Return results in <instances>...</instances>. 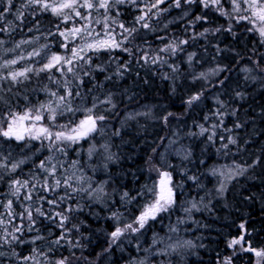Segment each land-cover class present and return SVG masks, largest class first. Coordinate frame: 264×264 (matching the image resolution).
<instances>
[{
    "label": "snow or ice",
    "instance_id": "snow-or-ice-1",
    "mask_svg": "<svg viewBox=\"0 0 264 264\" xmlns=\"http://www.w3.org/2000/svg\"><path fill=\"white\" fill-rule=\"evenodd\" d=\"M162 5L164 7H161ZM129 7L138 14L133 17L130 24L126 25L120 17L123 9ZM197 8L200 9L199 12H195ZM173 9L180 10L179 16L168 20L163 28H168L169 24L182 22L185 33L191 30L188 38H175L155 49L146 40L143 44L136 42L141 29L157 31V25H153L151 21L159 20L161 16ZM48 13L57 19V23L54 24L56 30L49 31L48 35L61 38L59 47L65 50V54L50 52L49 44H43L41 49L29 52L27 58L39 57L41 50H47L45 62L39 67L24 66L19 70L14 69L13 66L25 60L24 55L11 59H3L0 56L2 60L0 62V137L5 141L26 142L23 147L29 151L32 149V141L40 142L32 155L25 154L20 159H13L10 147L5 155L4 146L0 144V182H3L6 176L12 177L13 173L20 170L33 156L41 153L45 148L49 153L34 165V169L27 178L9 179L7 192L0 194L4 197L0 199V264H95L84 255L92 242L90 235L85 234V230L91 233L92 228L83 217L96 218L97 214L92 211L94 205L99 204L108 208L111 204L115 208L116 201L106 190L108 180L93 187L94 182L90 176L84 174V166L79 159L72 160L68 167H65V161L61 159L66 158L70 151L76 152L79 156L80 153L75 146L93 137V134L98 132L103 134L104 122L109 119L107 114L119 115L116 111L118 93L108 90L101 99L99 95H94V90L104 92L106 84L124 80L132 73L134 65L137 68H150L155 65L167 66L170 69V72L163 73L160 79L171 82L170 89L174 94L180 69L175 62L169 63L167 57H175L178 53L184 52L186 50L184 46L188 45L190 40L206 39L208 35H215L221 31L228 33L239 42L242 37L238 35L233 21L236 25L241 23L250 25L244 29V34L255 33L259 37V43L264 46V0H22L19 7L16 6L15 0H0V33L11 35L18 28L23 31L28 23L32 25L27 27L28 32L39 31L41 23L37 17ZM212 13L224 17L228 21V26L226 28L223 25L215 28L204 27L203 31L197 32L198 25L209 23ZM10 14L13 16V21L7 19ZM69 23L71 27L62 28V25ZM93 25L100 26V31H97ZM36 39L38 40L39 37L37 36ZM158 39L165 40L166 37H158ZM31 43L33 40L22 39L16 42L14 47L3 48L5 40L0 38V48L5 55L15 52L22 45ZM222 51H232L240 59L250 60L255 65V69L244 67L242 71L245 73H252L255 70L264 74V67L260 66L261 62H264V53H259L258 58L253 60L252 56L245 57L234 49L216 47L217 56ZM252 51L256 52V49L253 48ZM117 53L126 55L127 59ZM101 54H106L107 59L100 60ZM196 56V52L188 53L186 62L191 65ZM4 69L9 71L5 73ZM53 70L60 74L59 79L51 74ZM230 72L231 69L227 64H218L207 73L193 74V81L202 80L205 83L201 86V90L183 101L185 111L199 106L205 91L212 88H219L222 91L229 79L227 74ZM41 73H49L48 80L56 85V91H52L47 85L43 88L46 94L55 98V102L49 99L47 102L30 105L23 111L17 110L18 105L14 106L12 100L20 93H15L11 98L6 93H12L13 88L24 86L33 75L39 76ZM221 73H225L223 78L209 79V77H220ZM135 75L138 79H142L144 84L148 83L147 78L141 77L140 72H136ZM153 75H155L154 72ZM97 77L102 79L98 80ZM249 79L253 82L259 79L264 83V75H246L245 81ZM86 84L92 85L87 92L83 90ZM5 85L9 86L5 87ZM33 91L36 90L33 89ZM123 94L127 96L129 102L135 95V93L129 94L128 89H125ZM89 96L92 97L91 107H83ZM245 97L244 92H235V98L244 100ZM77 98L80 99L81 106H74ZM23 99L28 101V96H23ZM216 103L218 107L212 115H206L205 123L197 125L199 133H190V135L205 136L207 134L206 139L210 144H215L217 140L222 141L217 151L224 150L227 154L230 145L239 143V134L234 133V130L244 128L247 121L241 122L237 119L232 127H226L225 118L237 116L238 110L229 111L228 105L219 100V92ZM145 107L147 111L127 113L126 120L144 116L148 119H158L167 125L170 118L176 117V114L170 111L156 116L151 107ZM77 112L84 113L83 118L78 122L68 119L65 123H58V117L67 114L75 117ZM212 117L216 118V122L206 127L205 124ZM45 120L47 123H44ZM126 120L122 121V124ZM218 130L228 135L225 137L219 134ZM113 135L119 136L120 131L116 130ZM244 143H248V140ZM100 147L104 149L106 155L99 167L107 171L108 164L118 157L108 151V144H102ZM96 152V146L90 145L87 149L89 161ZM155 152L156 149L153 148V155H149L145 160L146 170L155 171L158 175V179L151 186L143 185L135 196L130 195L128 191L118 193L117 189L112 190L113 194H119L122 205H127L136 201L138 197L143 198L146 195H150L151 200L142 205L139 214L133 215L130 220L120 212L119 208L110 210V215L105 219L112 222V230L110 232L104 230L108 238V247L103 249L102 253H97V260L104 253H110L114 247H120L132 234L142 233L149 226L150 221H156L161 214L169 213L176 205L177 190L182 187V184L174 182L175 169L171 164H165L164 157L161 158V166L156 165ZM184 153L182 159L190 160L192 155L190 147L185 149ZM262 163H264V157L257 156L249 164H235L234 169H229L228 179L243 176L249 169ZM162 168L172 170H162ZM92 170L95 171L96 166H92ZM77 171L81 174L77 175ZM217 171L213 169L212 174L215 175ZM220 174L224 175L223 172ZM188 178L198 179L195 176ZM225 190V185L221 183L218 192L223 193ZM17 206L21 211L16 210ZM192 210H200L195 202L190 208L185 209L188 213ZM239 228L242 231L238 237L225 241L226 247L231 250V255L217 253L216 264H233L234 257L241 252L254 254L255 264H264V248L253 247L251 241L246 239V235L251 234L247 232L245 223H240ZM45 231L47 235L44 234ZM170 231L175 232L176 229L173 228ZM31 233L35 235H28ZM38 241L44 242L46 250L44 247H31L30 252L22 253L23 246L36 245ZM157 242L154 239L153 245ZM197 247H204V245H196L191 240H185L183 243L169 244L156 252H151V246L145 251L150 252L151 255L170 257L171 254H178L180 249ZM61 249H65L68 254L64 255L61 252L59 257L52 259V256ZM77 252L80 254L77 255ZM138 264H151L150 257L138 261ZM168 264H171L170 259Z\"/></svg>",
    "mask_w": 264,
    "mask_h": 264
},
{
    "label": "trees",
    "instance_id": "trees-1",
    "mask_svg": "<svg viewBox=\"0 0 264 264\" xmlns=\"http://www.w3.org/2000/svg\"><path fill=\"white\" fill-rule=\"evenodd\" d=\"M21 2L22 0H15L16 6L19 7ZM225 6L227 7V5ZM199 11L200 9H195V12ZM136 14L138 13L134 9L125 8L120 19L128 25ZM179 14L180 10L173 9L161 16L159 20L153 19L151 23L157 25V31L151 32L141 29L136 42L143 44L146 40L155 49L162 47L169 40L188 38L191 30L189 33H185L182 22L169 24L168 28H163L164 23L179 16ZM7 19L13 21V16L10 14ZM37 19L41 23L39 31L28 32L27 27L32 26L31 23H28L24 26L23 31L18 28L11 35L0 33V38L5 40L3 48L14 47L15 43L22 39L33 40V43L22 45L15 52H9L6 55L0 48V56L3 59H11L19 55L26 57L25 60L13 66L16 70L24 66H41L45 62L47 50H41L39 57H27L28 53L34 49H41L43 44H49L50 52L65 54V50L59 47L61 38L48 35L49 31L56 30L54 24L57 23V19L50 13L37 17ZM79 23H83V21H79ZM220 25L226 28L228 21L224 17L212 13L209 17V23L198 25L196 31H203L204 27L215 28ZM233 25L238 35L242 37L239 42L228 33L221 31L215 35H208L206 39L190 40L189 44L184 46L186 49L184 52L178 53L175 57H167L169 63L175 62L180 69L174 94L170 89L171 82L160 79V76L163 73H169L170 69L167 66L158 67L155 65L150 68H137L134 65L132 73L127 75L124 80L106 84L104 92L94 90V95H99L101 99L104 98V93L108 90L118 93L116 111L119 115L107 114L109 119L104 122L103 134L99 132L93 134V137L75 146L80 153L79 156L76 152L70 151L66 158L61 159L65 161V167H68L72 160L79 159L81 165L84 166V174L92 178L93 187L108 180L106 190L112 194V199L116 201L115 208L111 204L108 208L99 204L94 205L92 211L97 214L96 218L83 217L92 228L91 233L85 230V234L90 235L92 242L84 255L89 260L94 261L95 264H134V262L138 264V261L149 257L151 264H161V262L168 264L169 259L171 264H216L217 253L231 255V250L226 247L225 241L241 234L240 223H245L247 232L251 234L250 236L246 235V239L251 241L252 246L264 248V163L249 169L243 176L229 180L223 193L215 190L217 177L216 174H212V170L221 165L232 167H235V164L246 165L257 156L264 157V83L259 79L255 82L251 79L245 81L246 75L260 76L264 74L255 70L252 73L242 71L244 67L255 69V65L248 59H240L232 51H222L218 56L216 52L217 46L221 49H234L245 57L252 56V59L255 60L259 53H264V46L259 43V37L255 33L244 34V29L250 25L246 23L236 25L234 21ZM93 26L97 31H100V26ZM64 27H71V23L62 25V28ZM37 36L39 37L38 40L36 39ZM158 37H166V39L160 40ZM253 48L256 49V52L252 51ZM191 52H196L197 56L189 65L186 61L188 53ZM117 55H123L124 59H127L124 54L117 53ZM106 59L107 55L101 54L100 60ZM218 64H227L231 69V72L227 74L229 79L224 89L221 91L219 88H212L205 91L199 106H194L186 112L183 101L201 90V86L205 83L202 80L193 81V74L207 73L209 69ZM260 66L264 67V62H261ZM3 71L7 73L9 69ZM136 72H140L141 77L147 78L148 83L144 84L142 79H138L135 75ZM51 74L57 79L60 78V74L55 70ZM48 75L50 74L33 75L32 79L24 86L15 87L12 93H6L9 98L17 92L20 93L18 97L12 100L14 106L18 105L17 110L23 111L30 105L47 102L49 99L55 102V98L43 91L45 85L52 91L57 90L56 85L48 80ZM224 75L225 73H221L220 77H209V79L223 78ZM97 79L101 80L102 77H97ZM7 86L9 85H5V87ZM91 86V84H86L83 90L87 92ZM125 89L129 90V94L135 93L131 102L123 94ZM61 91L63 90L61 89ZM236 91L244 92L246 94L245 99L235 98ZM218 92L219 100L228 105L229 111L238 110L237 116L225 118V126L232 127L237 119L241 122L247 121L244 128L234 130V133L239 134V143L238 145H230L227 154L224 150L217 151L222 141L217 140L215 144H210L206 139L207 134L205 136L190 135V133H199L200 130L197 125L205 123L204 117L206 115L211 116L218 107L216 103ZM25 95L28 96V101L23 99ZM91 103L92 97L89 96L82 106L91 107ZM74 106H81L80 99L77 98L74 101ZM145 106L151 107L156 116L170 111L175 113L176 117L170 118L167 125L158 119H148L144 116H138L134 120H126L127 113L147 111ZM83 116V112H77L75 117L67 114L58 117V123H65L68 119H74L78 122ZM125 120L126 122L122 124V121ZM215 122L216 118L212 117L205 126L208 127ZM44 123H47V120ZM116 130L120 131L119 136L113 135ZM218 133L225 135V137L228 135L222 130H218ZM245 140H248V143H244ZM24 143L26 142L5 141L0 137V144L4 146V154L7 155L10 147L13 159H20L25 154L32 155V152H35L40 144L38 141H32V149L29 151L23 147ZM92 144L96 146L97 152L89 161L87 149ZM102 144H108V151L118 157L114 162L108 164L107 171L99 167L104 155H106L104 149L100 147ZM189 147L192 152L191 158L184 160L182 159L185 154L184 150ZM153 148L156 149L154 154L156 165L161 166L160 161L164 157L165 164H171L175 169L173 171L174 182L182 184V187L177 190V203L169 213L161 214L156 221H150L149 226L142 233L132 234L124 240L120 247H114L110 253H104L97 260V253H102L103 249L108 247V238L104 230L109 232L112 230V222L105 219L110 215V210L119 208L120 212L124 213L130 220L133 215L139 214L142 205L151 200V196L146 195L143 198L138 197L136 201L127 205H122L118 193L128 191L130 195L135 196L143 185L151 186L158 179L157 173L147 171L145 164L146 158L153 155ZM47 155L49 153L45 148L41 153L33 156L20 170L13 173L12 177L6 176L4 181L0 182V194L7 192L9 179L27 178L34 169V165ZM92 166H96L95 171L92 170ZM162 170L171 171L172 169L162 168ZM76 174L80 175L81 173L77 171ZM192 176L198 177V179L188 178ZM114 188L118 190L117 194L112 193ZM3 198V195H0V199ZM193 202L198 205L200 210L186 212L185 209L190 208ZM16 210L21 211L18 206ZM173 228L176 229L175 232L170 231ZM42 231L44 230L42 229ZM53 231L55 230L53 229ZM44 234L47 235V232L45 231ZM28 235H35V233ZM154 239L158 241L155 245H153ZM185 240H191L196 245L203 244L204 247L180 249L178 254H171L170 257L151 255L150 252L145 251L151 246V252H156L169 244L183 243ZM31 247H44L46 250L44 242L38 241L36 245L23 246L22 253L27 254L31 251ZM61 252L64 255L68 254L65 249H61L52 256V259L59 257ZM79 254L77 252V255ZM255 260L254 254L241 252L234 257L233 264H255Z\"/></svg>",
    "mask_w": 264,
    "mask_h": 264
},
{
    "label": "rangeland",
    "instance_id": "rangeland-1",
    "mask_svg": "<svg viewBox=\"0 0 264 264\" xmlns=\"http://www.w3.org/2000/svg\"><path fill=\"white\" fill-rule=\"evenodd\" d=\"M229 169H234V167L229 166V165H221V166L217 167L218 171L216 172L217 180H216V185H215L216 191H218V189L220 188L221 183H223L225 186L228 184V182H229V179H228ZM221 172H223L224 175H221L220 174Z\"/></svg>",
    "mask_w": 264,
    "mask_h": 264
}]
</instances>
